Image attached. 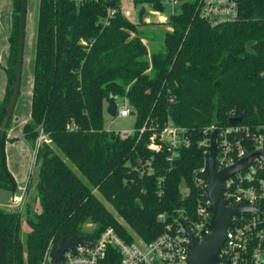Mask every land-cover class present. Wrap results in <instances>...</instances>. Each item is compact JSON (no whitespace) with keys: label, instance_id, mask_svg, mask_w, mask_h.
Returning <instances> with one entry per match:
<instances>
[{"label":"trees","instance_id":"16d2710c","mask_svg":"<svg viewBox=\"0 0 264 264\" xmlns=\"http://www.w3.org/2000/svg\"><path fill=\"white\" fill-rule=\"evenodd\" d=\"M198 1L177 0L159 38L149 35L141 18L144 7L163 13L161 0H130L139 7L133 24L120 11L121 0L78 5L37 0L30 121L21 126L34 151L26 187L34 175L35 208L0 209V264H41L46 249L61 238L94 239L106 228L125 242L131 240L129 232L141 241L153 240L165 225L184 223L181 214L193 219L195 201L204 199V190L194 183L204 178L199 173L207 149L200 145L203 129L224 128L238 116L236 125L264 128V0H237L238 18L215 27L197 19ZM19 4L11 0L0 126L14 83ZM106 7L115 15L103 25ZM109 95L125 98L134 116L125 137L102 126V103ZM12 113L0 129L4 192L16 187L4 156ZM166 122L187 140L170 161L166 152L147 148L148 137ZM39 131L44 139L37 141ZM181 185L188 190L183 198ZM159 213L165 215L163 223L156 220ZM22 222L29 231L21 233Z\"/></svg>","mask_w":264,"mask_h":264},{"label":"built area","instance_id":"2783aa9c","mask_svg":"<svg viewBox=\"0 0 264 264\" xmlns=\"http://www.w3.org/2000/svg\"><path fill=\"white\" fill-rule=\"evenodd\" d=\"M70 1L74 5H78L82 0ZM164 1L170 6V14H172L178 5L177 0ZM196 7L197 19L211 27L233 23L238 18L237 0H199ZM105 9V15L101 19L103 25L107 24L109 19L115 15L114 9L109 7ZM120 11L126 19L128 12L122 9ZM261 77L264 80V70ZM120 99L121 104L119 106L116 104L115 108V117L118 118L131 114L126 99L123 97ZM143 129L141 128L140 132ZM213 132H215L216 146L215 171L233 166L255 152L247 166L221 181L223 206L230 208L244 203L250 206L252 210L239 212L238 215L229 218L230 225L224 230V240L216 256L220 262H226V264H264V177H262L264 128L254 127L250 129L243 125L204 128L200 145H204L208 149L209 136ZM116 134L119 138L128 135L127 132ZM39 139L44 138L39 135L37 141ZM147 141L148 150L166 152L168 161L174 158L179 148L187 144V140L183 137V131L170 122H166L157 134L150 135ZM146 172L150 173V169H146ZM199 173L203 174L204 178L196 177L194 183L204 190L206 177L203 173V167ZM178 190L181 198L188 192L183 185ZM22 203L23 192L22 197L12 202L11 206L20 211ZM208 205L204 190L203 201H195L194 218L187 219L181 214L184 223L179 219L176 221V224L178 221L182 224L188 235L196 238L199 242L202 241V236L209 233L207 226L211 214L208 211ZM156 220L163 223L165 215L163 213L157 214ZM129 234L131 237L129 242L122 241L111 228H106L94 239L85 236L92 241L91 245H75L72 252L66 250L62 253L61 258L53 264L186 263L189 242L179 232L178 224L176 227L171 224L165 225L163 232L149 242L141 241L132 232ZM49 249L50 247L46 249L41 264H51L48 259Z\"/></svg>","mask_w":264,"mask_h":264},{"label":"water","instance_id":"95a60500","mask_svg":"<svg viewBox=\"0 0 264 264\" xmlns=\"http://www.w3.org/2000/svg\"><path fill=\"white\" fill-rule=\"evenodd\" d=\"M26 0H20L19 4V15H18V24H17V39H16V53H15V69H14V83L10 93V98L5 109L6 115L3 118L2 124L0 126L1 131L3 130L4 121L12 113L13 105L17 99V91L20 82V70H21V59L23 51V38H24V23L26 16ZM251 42L245 45V50L249 51ZM116 97L109 95L106 100V113L109 117L114 118L116 116ZM240 116L235 119L228 120L229 126H235L239 123ZM213 132L209 136V146L207 149L206 157L203 164V173L205 174V195L209 203L208 211L211 216L208 221L207 229L209 231L206 236L201 237V242L196 238L188 235L182 224L178 221L179 232L183 237L188 240L189 246L186 254V263L185 264H226V262H220L216 256L219 252V249L223 243L224 230L230 225L229 218L235 215H238L239 212H247L252 210V208L244 203L239 204L235 207L227 208L222 201V192L223 189L220 187L221 181L225 180L227 177L232 176L238 170L247 166L253 157V154L250 156L238 161L235 165L220 169V171L214 170V161L216 154V146ZM92 241L87 239L85 236H73L68 239L61 238L57 241L48 251V259L50 263L53 264L57 262L63 252L66 250L73 251L75 245H91Z\"/></svg>","mask_w":264,"mask_h":264},{"label":"rangeland","instance_id":"374dc122","mask_svg":"<svg viewBox=\"0 0 264 264\" xmlns=\"http://www.w3.org/2000/svg\"><path fill=\"white\" fill-rule=\"evenodd\" d=\"M162 1V5L164 8L163 13L153 16V10L147 7H144L145 12L141 18V22L144 23L145 22H149L146 23L148 26V32L149 35L150 34H154V35H158L160 34L158 37L160 38L161 34H163V32L165 30L168 29L167 24L165 23H157L158 20L160 18H164V21L166 22L167 17L170 14L171 8L168 4H165L164 0ZM36 6H37V0H26V16H25V23H24V38H23V51H22V59H21V70H20V82H19V86H18V97L16 99V101L18 102L20 99V92L19 90L22 88V84L25 80V74L26 72H28V70H31L32 67V61H31V53H32V47L34 46V25H35V21H36V15H37V11H36ZM119 8L127 11L128 15L126 17L127 21L130 23H134L137 21V13L139 10L138 6H132L130 3V0H121ZM158 33V34H157ZM153 43V42H152ZM157 45V46H156ZM147 49L150 50L151 44L149 45V43L147 44ZM159 44L156 42L154 49H158ZM16 101L13 105V107L16 104ZM115 103L119 106V104H121V99L120 98H116ZM106 101H103L102 103V109H103V115H102V119H103V124L102 126L104 127V129L106 131H110V132H114V133H120V132H127L128 134L132 132V128H133V120H134V116L132 114L126 116V117H114L111 118L109 117V115L106 113ZM130 109V108H129ZM13 139V138H12ZM5 148H4V156H5V162H7L8 164V168L10 170V173L12 172L13 174V178L15 180V189L12 192H8V191H0V209L2 210H11V211H15L16 209L11 207V202L16 201L17 199L22 197V186H23V182L21 180V172L23 170V166H24V161L23 159L20 157L19 160L14 159L13 158V154L15 153L14 149L6 144ZM21 152V151H20ZM32 152L34 153V151L32 150ZM56 153L58 155H60L59 152L56 151ZM21 162H23L21 164ZM65 163L70 167V169H72V171L79 176V178L81 180H83L82 176H80L78 174V172L76 171V169L72 166V164H70L68 161L65 160ZM21 164V166H20ZM33 171V166H32V170L31 173ZM19 172V175H18ZM32 178V182L30 183V185L28 187H26V185L28 184V182L25 183L24 185V192H23V203H22V207L20 209V211L23 210L24 206L26 204L30 205L31 208L33 209V207L35 208V202H34V189H33V180H34V175L31 176ZM28 181V179H27ZM84 181V180H83ZM98 200L102 203V205L104 206V208H106L111 214L112 216L115 218V220L119 223H121V221L119 220V218L117 217V215L115 214L114 210L111 209L110 205L104 201L99 195H97ZM22 226H26L23 222L20 224V228H21V233L25 232L22 229ZM92 226L89 225L87 226V229L91 228ZM25 228V227H24Z\"/></svg>","mask_w":264,"mask_h":264},{"label":"crops","instance_id":"0c3cea01","mask_svg":"<svg viewBox=\"0 0 264 264\" xmlns=\"http://www.w3.org/2000/svg\"><path fill=\"white\" fill-rule=\"evenodd\" d=\"M10 11H11V0H0V103L3 98V90L5 86V80H6L3 68L6 64L5 61H6V58L8 55V49H9V45H7V38L10 33V23H11V12ZM153 13H154L153 16L157 17V15H159L158 12L153 11ZM143 22L145 24L149 23L148 21L147 22L143 21ZM157 23L161 24V23H166V22L164 21V18H160ZM32 51H33V47H32ZM31 84H32L31 70H28V72H26L25 74V80L22 84V88L19 90L20 99L18 102L16 101V104L12 109V112H13L12 119L10 121V124L8 127L9 130L7 132V137L8 139H11V140L6 141L4 143L14 149L15 151V153L13 154L14 159L19 160L21 157L24 161L23 170L21 172V180L23 182V186H22L23 192H24V185L27 182L28 176L31 175L32 166L34 164L33 152L23 140L22 133H21V129H22L21 126L24 123L30 121L29 105H30V99H31V95H30ZM39 135H41L40 131H39ZM22 163L23 162H21V164ZM6 166L10 173L7 162H6ZM10 175L13 178L12 172L10 173ZM18 175H19V172H18ZM5 210L11 211L7 209ZM22 229L25 232L29 231V228H27V226H22Z\"/></svg>","mask_w":264,"mask_h":264}]
</instances>
